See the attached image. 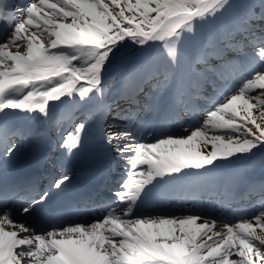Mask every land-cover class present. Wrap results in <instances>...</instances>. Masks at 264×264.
Returning a JSON list of instances; mask_svg holds the SVG:
<instances>
[{
	"label": "snow or ice",
	"instance_id": "obj_1",
	"mask_svg": "<svg viewBox=\"0 0 264 264\" xmlns=\"http://www.w3.org/2000/svg\"><path fill=\"white\" fill-rule=\"evenodd\" d=\"M232 6L231 0H24L13 8L0 0V155L16 149L18 129L4 120L9 112L47 119L50 102L78 96L91 103L103 95L108 68L121 61L130 66L125 92L133 100L145 92L142 85L155 80L158 88L178 69V45L194 40L198 21L211 24ZM256 16L248 13L253 50L241 61L239 84L222 93L202 123L148 141L138 137L130 114L120 130L99 125L103 144L125 162L126 173L100 218L37 231L30 217L49 192L23 202L0 193V264H264V207L225 223L223 231L195 211H134L158 181L211 171L218 161L230 164L264 147V34L257 37L251 27ZM129 41L139 48L128 51ZM144 51L148 62L137 66L131 57ZM149 98V107L159 103ZM97 119H105L103 111ZM86 128L80 122L62 136L65 156L81 148ZM68 180L55 179L51 187L62 190Z\"/></svg>",
	"mask_w": 264,
	"mask_h": 264
},
{
	"label": "bare ground",
	"instance_id": "obj_2",
	"mask_svg": "<svg viewBox=\"0 0 264 264\" xmlns=\"http://www.w3.org/2000/svg\"><path fill=\"white\" fill-rule=\"evenodd\" d=\"M262 23H264V22H262ZM261 34H264V31L261 33ZM242 41V40H241ZM238 46L239 47H242V43H239L238 44ZM218 51L217 50H215V49H213V50H211V51H209V54H214L213 56H211L210 57V55H208V53L203 57L204 59L203 60H209V59H211V58H224L225 56H224V54H222V55H220V54H218L217 53ZM242 60V59H241ZM233 63H237V64H241V61H238V60H236V58L232 61ZM137 64H138V62H136ZM125 64V63H124ZM127 65V64H126ZM109 77V74L108 75H106L105 77H104V79H105V81L107 80V78ZM118 77V76H117ZM224 85H227L226 83H224ZM64 98H67V97H64ZM64 98H62V99H64ZM191 100V99H190ZM186 101H187V99H186ZM208 104H210V101L209 100H207V101H204V102H202L201 104H198L197 102H193L192 100H191V105L192 106H194V109H197V108H199L200 107V105H208ZM55 107H57V106H55ZM75 110H77V109H75ZM74 109L72 110V112H74L75 111ZM53 110H51V112H50V115H52L53 113H55V111H53ZM175 115L176 116H179V113H175ZM22 116H24V117H22ZM182 118L181 117H178V120H181ZM4 120L5 121H14V120H20L18 123H20L21 125H22V127H24V128H26L27 130L29 129L30 130V133H29V136L31 135H33V134H36L38 131H39V129L38 130H36L37 128H36V123H37V115H36V113H31V114H28V113H23V112H9V114L6 116V117H4ZM48 121V124L47 125H45V127H43V128H47V130H48V126H49V122H50V120H47ZM57 122H59L58 120H57ZM67 122V121H66ZM21 127V129H22V131L23 132H25V129H23ZM42 129V128H41ZM60 129V128H59ZM138 134H139V132H137ZM146 138V137H145ZM19 139H21L22 140V138H21V136H14L13 138H12V140H13V142H16L17 140H19ZM86 139H87V141L88 142H91V140H92V137L91 136H87L86 137ZM20 148V147H19ZM24 147H22L21 148V150L23 149ZM21 150H19V149H15V151L12 153V155L11 156H7V157H5L4 159H2L1 161H0V164H2V163H4V162H8V166L9 165H12L13 163H15L16 162V158L18 157V156H21L22 155V151ZM95 155L98 157V158H100V154L98 153V152H96L95 153ZM18 159V158H17ZM123 169H124V171H125V167H123ZM125 173V172H124ZM126 174V173H125ZM230 177H231V173H225L222 177L220 176V179H223L224 181H225V183H223L222 185H220V186H217L218 187V189H222V188H225V189H227V190H229V188L231 189V187H230ZM213 182L212 180H207V181H205L204 183H205V190H208V189H211L212 187H211V185H209L208 186V182ZM216 181V180H215ZM157 183V188L156 189H158V187L161 185V183H162V181H158V182H156ZM215 183V182H214ZM193 189H197V190H199L200 188L199 187H196V188H193ZM167 193H168V195L169 196H173V195H175L176 194V190H174L173 188H169L168 190H167ZM203 196V195H202ZM162 197H164V196H162ZM204 202V201H203ZM203 202H201V204L203 203ZM138 203H140L141 204V206L142 205H144L145 203H146V201H145V198H143L142 199V201H140V202H138ZM154 205H159V202H154ZM137 210H141V208H137ZM210 218H213L212 216H210ZM215 230L216 231H223L224 230V227H217V226H215Z\"/></svg>",
	"mask_w": 264,
	"mask_h": 264
},
{
	"label": "rangeland",
	"instance_id": "obj_3",
	"mask_svg": "<svg viewBox=\"0 0 264 264\" xmlns=\"http://www.w3.org/2000/svg\"><path fill=\"white\" fill-rule=\"evenodd\" d=\"M220 20H221V18H220ZM202 25L206 26L207 24H204V22H200V21H198L196 23L195 33H194L195 38L194 39L197 40V41L200 40L199 38H200L202 32L205 30L204 26H202ZM221 34H222V32H221ZM191 35H193V34H191ZM128 43L130 45L128 51H134V50L139 48L138 45H132L130 41ZM184 43H186V40L184 41ZM185 46H186V44H185ZM180 50H181L180 45H178V51H180ZM136 53H142V52H136ZM108 70H109V68H108ZM108 70H107V72H108ZM78 101H80V100H78ZM207 111L205 110V112L200 116L201 119H200L199 123H202V121L206 118ZM257 115H258V113H257ZM197 124H195V125H197ZM236 161H238L239 163H242V165H243L240 168H236L235 169L236 170V175L239 176V179H242L243 178V171L246 168L250 169L253 166H255L256 168H259V167L264 166L263 165V163H264V153H262V151H261V152H255V153L249 154L247 156L233 157L230 164L228 162H219V161L217 163H218V165L223 166V167L226 168V167H229V165H231L232 163H235ZM219 224H220V226H224L225 223L224 222H219Z\"/></svg>",
	"mask_w": 264,
	"mask_h": 264
}]
</instances>
